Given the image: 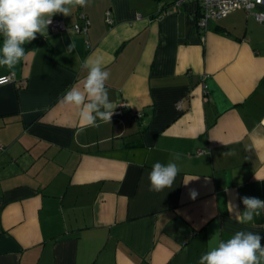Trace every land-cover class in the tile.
Returning <instances> with one entry per match:
<instances>
[{"label":"crops","instance_id":"1","mask_svg":"<svg viewBox=\"0 0 264 264\" xmlns=\"http://www.w3.org/2000/svg\"><path fill=\"white\" fill-rule=\"evenodd\" d=\"M80 14L85 33L48 27L24 45V84L0 85V264H198L216 232L264 237V211L246 224L230 211L264 200V22L236 10L198 30V4L173 0H89L52 18ZM89 57L120 113L82 128L60 101ZM174 153L173 186L150 191Z\"/></svg>","mask_w":264,"mask_h":264},{"label":"clouds","instance_id":"2","mask_svg":"<svg viewBox=\"0 0 264 264\" xmlns=\"http://www.w3.org/2000/svg\"><path fill=\"white\" fill-rule=\"evenodd\" d=\"M89 0H0V67H6L12 76L21 60L26 59L24 45L45 35L52 17L56 14L71 15L76 7H86ZM71 44L68 51L71 52ZM86 70V76L65 92L60 103L78 109L79 125L82 128L96 127L97 121L111 123L114 113L109 99L106 82L110 72L106 70L103 58H86L80 65ZM2 79V78H0ZM225 152L224 155H232ZM181 159L180 153H174L167 164L156 162L148 173L149 190L161 192L171 188L181 169L175 161ZM257 180H260L256 176ZM196 193L193 191L192 196ZM244 210L232 205L241 224L250 223L255 216L264 211V200L257 197H241ZM259 233L237 231L226 241L216 232L209 240V250L202 254L198 264H264V244Z\"/></svg>","mask_w":264,"mask_h":264},{"label":"built area","instance_id":"3","mask_svg":"<svg viewBox=\"0 0 264 264\" xmlns=\"http://www.w3.org/2000/svg\"><path fill=\"white\" fill-rule=\"evenodd\" d=\"M186 1H195L198 4L199 14L196 20V28L198 30H205L210 20H218L236 10H243L252 15L256 21L264 22V10L261 9L264 6V0H173V7L177 8ZM80 18L82 19V25L76 26H67L62 19L52 18V23L48 27L55 32L85 33L90 21L84 14H80ZM105 20L108 24L112 23L109 11L105 13ZM0 78H2L0 79V85L11 82L16 83L18 86L24 84V80L17 79L15 75L12 76L10 73L2 75ZM120 106H126V103L123 102ZM177 108H181L180 103L177 104ZM118 113H120V110L114 111V114ZM132 115L135 119H139L142 116L140 112H134ZM197 153L202 154L204 151L199 150Z\"/></svg>","mask_w":264,"mask_h":264}]
</instances>
